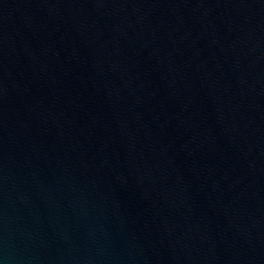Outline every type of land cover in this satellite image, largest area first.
Masks as SVG:
<instances>
[{
  "label": "water",
  "instance_id": "1",
  "mask_svg": "<svg viewBox=\"0 0 264 264\" xmlns=\"http://www.w3.org/2000/svg\"><path fill=\"white\" fill-rule=\"evenodd\" d=\"M0 264H264V0H0Z\"/></svg>",
  "mask_w": 264,
  "mask_h": 264
}]
</instances>
